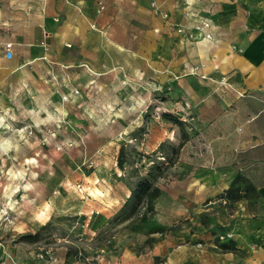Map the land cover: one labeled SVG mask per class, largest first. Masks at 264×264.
I'll return each instance as SVG.
<instances>
[{"label":"rangeland","instance_id":"obj_1","mask_svg":"<svg viewBox=\"0 0 264 264\" xmlns=\"http://www.w3.org/2000/svg\"><path fill=\"white\" fill-rule=\"evenodd\" d=\"M240 1L246 11L223 13L226 3L238 7ZM256 3L151 0V37L144 42L132 38L127 24L131 19L119 14L112 38L117 66L91 83L84 75L65 71L54 78L49 74L31 78L32 85L24 87L16 86V78L4 80L0 260L95 263L107 251L126 255L127 240L134 234L130 247L136 253L150 250L152 264H239L242 253L222 251L219 244L225 239L217 236L227 232L233 238V227L225 231L221 225H209L206 212L197 221L190 209L171 218L155 199L144 220H140L144 206L125 219L121 215L130 208L124 203L139 178L156 176L160 189L175 179V163L165 162L178 142L202 133L204 127L192 107V88L203 80L231 86L226 37L238 32L235 26H248ZM203 38L211 45L207 51L206 42L200 43ZM121 146L123 168L117 165ZM213 202L228 214H235L238 207V201ZM207 204L211 202L202 208ZM188 229L200 232L196 238L180 235ZM180 244L188 248L181 259L175 251ZM170 245L173 248L166 249ZM47 247L51 254L40 255ZM210 250L230 254L231 260L209 262Z\"/></svg>","mask_w":264,"mask_h":264},{"label":"crops","instance_id":"obj_2","mask_svg":"<svg viewBox=\"0 0 264 264\" xmlns=\"http://www.w3.org/2000/svg\"><path fill=\"white\" fill-rule=\"evenodd\" d=\"M256 2L248 26H235L238 32H228L226 37V58L233 69L226 76L231 86L219 80H203L193 86L191 103L203 131L184 141L174 164L175 179L156 198L159 208L171 218L190 209L194 221L206 212L209 225H221L225 231L232 226L231 240L242 253L239 264H264V0ZM100 3L103 9L99 11ZM150 3L151 0H0V86L6 78H16V86L24 87L32 85L31 78L46 74L54 78L60 71L84 75L91 83L117 66L112 38L119 14L131 19L132 24H127L132 28V38L144 42L151 37ZM246 9L241 1L238 7L226 3L223 13L236 14ZM5 42L12 44L10 57L5 54ZM203 42V51H207L211 45L205 38L200 41ZM232 42L237 50L232 48ZM236 174L248 178L257 195L250 198L252 204L248 198L237 200L235 214H228L213 201ZM206 201L211 204L202 208ZM169 203L176 207H167ZM198 232L188 229L180 235L196 238ZM127 242L126 255L122 257L107 251L95 263L75 260L71 264H152L150 250L136 253L130 247L135 242L134 234ZM176 246L181 259L188 248ZM206 255L213 263L231 260L230 254L212 250ZM59 261L60 258L52 263Z\"/></svg>","mask_w":264,"mask_h":264},{"label":"trees","instance_id":"obj_3","mask_svg":"<svg viewBox=\"0 0 264 264\" xmlns=\"http://www.w3.org/2000/svg\"><path fill=\"white\" fill-rule=\"evenodd\" d=\"M183 143L184 140H181L176 146H174L172 157L165 162L167 166H171L175 163ZM121 152L123 153L122 146L120 147V154L117 157V165L123 168L124 160L121 156ZM160 192L161 189L156 184V176L153 175L151 178L145 176L139 178L134 186L130 188V195L124 203L126 205L130 203V208L129 210L122 212L121 217L125 219L135 213L140 206H144L145 212L140 217V220H144L148 213L153 211L154 200L159 196ZM256 195L255 187L249 179L242 174H236L230 185L218 195V198H226L228 201L234 202L243 198H254ZM219 247L222 251L237 250L231 238L221 242Z\"/></svg>","mask_w":264,"mask_h":264},{"label":"built area","instance_id":"obj_4","mask_svg":"<svg viewBox=\"0 0 264 264\" xmlns=\"http://www.w3.org/2000/svg\"><path fill=\"white\" fill-rule=\"evenodd\" d=\"M101 9H103V5L100 3L99 4V8L98 10L100 11ZM12 44L11 42H5L4 43V51L6 56L10 57L12 55ZM74 92H77V90L75 89ZM64 98H66V96H64ZM220 200H222L223 202H225L227 199L226 198H220ZM7 217V215H6ZM223 234H219L217 235L218 237H220L221 239H225L227 240L228 238H231L232 236L230 234H228L227 232H222ZM224 241V240H222ZM43 251H41L42 253H40V255H44V254H48L50 255L52 252V248L51 247H47V248H42ZM0 264H5V262L3 260H0Z\"/></svg>","mask_w":264,"mask_h":264}]
</instances>
